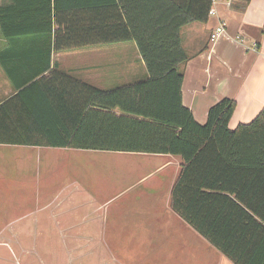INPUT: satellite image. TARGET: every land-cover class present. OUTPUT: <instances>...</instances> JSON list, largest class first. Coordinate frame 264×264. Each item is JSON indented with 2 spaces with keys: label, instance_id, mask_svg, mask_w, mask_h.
<instances>
[{
  "label": "crops",
  "instance_id": "0c3cea01",
  "mask_svg": "<svg viewBox=\"0 0 264 264\" xmlns=\"http://www.w3.org/2000/svg\"><path fill=\"white\" fill-rule=\"evenodd\" d=\"M211 8L214 12L207 21L180 29L188 55L179 66L182 103L197 122L204 123L210 106L224 97L234 99L228 123L234 129L251 121L264 106V35L260 32L264 0H249L245 6L241 0H212ZM119 12L118 7H102V0H0V106L13 99L8 108L13 121L0 111V138L9 130H63L61 118L81 100L74 94V85L108 90L149 77L134 41L102 43L107 30L102 24L120 23L123 15ZM219 24L224 31L210 40ZM114 112L120 114L118 109ZM84 151L97 150L0 141V214L4 197L23 200L31 192L37 197L43 194L52 199L34 210L33 216L49 210L48 219L64 225L58 226L63 234L73 230L67 237L84 240L72 244L90 246L97 241L107 253L145 264H264V187L250 188V175L238 178L230 173L231 185L242 182L239 189L215 192L191 206L201 219V214H210L203 228L211 240L171 206L180 156L119 152L164 160L115 192L105 189L107 176L96 173L93 177L102 179V191L90 195L67 169H55L58 159L70 167ZM126 159L133 162V158ZM122 175L115 181L121 182ZM63 178L69 179L66 185L51 186ZM148 179L152 180L147 188H141ZM46 184L48 188H43ZM97 194L102 200L85 210L84 205ZM76 198L79 202L73 206ZM67 201L72 207L60 209ZM115 212L126 213L125 218L117 220L114 215L109 219ZM214 212L223 216L212 218ZM100 217L102 225L96 223L101 241L85 223Z\"/></svg>",
  "mask_w": 264,
  "mask_h": 264
},
{
  "label": "trees",
  "instance_id": "16d2710c",
  "mask_svg": "<svg viewBox=\"0 0 264 264\" xmlns=\"http://www.w3.org/2000/svg\"><path fill=\"white\" fill-rule=\"evenodd\" d=\"M241 1L243 6L249 2ZM211 5L212 0H102V7H118L123 15L120 23L102 24L107 27L102 43L134 41L149 77L108 90L74 85V94L81 100L61 118L63 130H9L0 141L180 156L171 206L212 240L203 228L210 214H201V219L190 208L215 192L239 189L242 182L231 185L230 173L238 178L250 175V188L264 187V106L251 121L231 129L228 123L236 106L234 99L224 97L210 106L204 123L197 122L182 103L183 72L179 66L188 55L180 29L207 21ZM260 32L264 35V23ZM12 100L3 103L0 111L13 121L8 112Z\"/></svg>",
  "mask_w": 264,
  "mask_h": 264
},
{
  "label": "rangeland",
  "instance_id": "374dc122",
  "mask_svg": "<svg viewBox=\"0 0 264 264\" xmlns=\"http://www.w3.org/2000/svg\"><path fill=\"white\" fill-rule=\"evenodd\" d=\"M80 154L78 162L81 163L77 162L68 167L63 159H58L55 169L58 171L67 169L66 173H69L72 178L78 179L90 195L102 191V179L95 180L93 177L96 173L106 175L108 182L105 184V189L115 192V189L125 188L137 181L138 178L152 172L164 160L162 158L139 157V155L119 152L84 151ZM126 158H133V162L128 161ZM130 168L132 171L129 170ZM97 169H100V171H96ZM81 174L83 175L82 177ZM121 174H123L121 182L115 181ZM151 180L148 179L141 183L140 187L147 188ZM68 182V178H63L62 181L52 182L51 186L58 189ZM43 188H48V185ZM94 197L95 199L91 198L92 203L84 205L85 210L95 208L97 206L96 203L102 200V195L97 194ZM51 199L48 195L43 194L39 197L32 196V192L30 196L24 195L23 200L20 197L18 198V196L2 198L0 264H145L142 260L125 259L118 253H107L108 250L104 246L97 245V241V244L90 246L72 244L71 241L79 243L84 240L67 237L73 230L63 234L62 229L58 228V226L64 225L55 223L53 217L48 219L49 210L39 217L33 216L34 210L38 207L42 208ZM70 201L66 202L67 206L63 205L60 209L72 207L71 204L74 206L76 202H79V198L73 199V203ZM115 206L118 205H111L110 208ZM110 214L111 217L109 219H112L115 215L117 220H123V216L125 218L126 213L115 212ZM10 220L14 221V224L9 223ZM96 222L102 225V217L85 222L88 224H86V229L88 231L92 230L95 234L94 236L101 241ZM102 249L104 250L103 255ZM88 252H90L89 255H87Z\"/></svg>",
  "mask_w": 264,
  "mask_h": 264
},
{
  "label": "built area",
  "instance_id": "2783aa9c",
  "mask_svg": "<svg viewBox=\"0 0 264 264\" xmlns=\"http://www.w3.org/2000/svg\"><path fill=\"white\" fill-rule=\"evenodd\" d=\"M213 12H214L213 9L210 8V10H209V14H212ZM223 31H224V26H223V24H219V25L216 27V29H215L214 31L211 32V34H210V40H214L215 38H217L218 35H219L220 33H222Z\"/></svg>",
  "mask_w": 264,
  "mask_h": 264
}]
</instances>
